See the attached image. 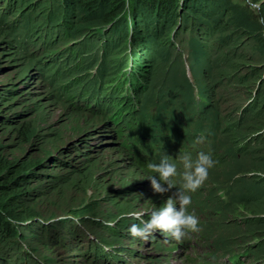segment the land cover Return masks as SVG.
<instances>
[{
    "label": "rangeland",
    "instance_id": "obj_1",
    "mask_svg": "<svg viewBox=\"0 0 264 264\" xmlns=\"http://www.w3.org/2000/svg\"><path fill=\"white\" fill-rule=\"evenodd\" d=\"M224 1L215 33L189 30V22L174 36L175 27L160 32L162 46L149 50L138 78L142 91L114 122L105 116L113 106L76 97L117 80L131 94L132 80H120L126 51L120 61L116 54L125 44L115 47L125 38L102 54L93 36L109 23L45 48L36 37L20 44L26 16L40 13L16 5L0 17V160L11 165L8 176L33 164L21 185L26 215L14 241L0 240V264H264V0ZM83 36L78 68L75 55H53ZM227 47L238 55L233 68L225 66ZM91 74L94 85H81ZM199 152L215 161L188 207L200 230L181 241L159 231L132 237L130 227L176 191L154 192L148 165L167 155L180 188L179 157Z\"/></svg>",
    "mask_w": 264,
    "mask_h": 264
},
{
    "label": "trees",
    "instance_id": "obj_2",
    "mask_svg": "<svg viewBox=\"0 0 264 264\" xmlns=\"http://www.w3.org/2000/svg\"><path fill=\"white\" fill-rule=\"evenodd\" d=\"M40 0H0V17L11 8L20 5L15 12L25 8V13L36 12L40 13V19H34L26 16L28 20V27H26L21 34V43L26 42L28 38L36 37L37 45L41 43V47L48 48L53 40L63 41L74 37V35L80 36L82 29H90L88 27L92 25H99L109 23V26L105 28V31L94 33L93 36H100L101 41L99 43V49L102 54L107 53L113 44L122 36L125 40H121L124 45L122 49L116 54L118 55L122 51H126L125 62L121 65L124 72L121 74L120 80L124 82V79L128 82L132 80L131 94L121 87L119 81L113 82V84L105 85L103 88L97 85L98 92L94 90L89 91L88 88L79 92L77 98L83 102H89L97 104L98 102L104 104L109 110V114H105L106 118L110 120L113 117V122L118 121L120 115L124 112H128L133 100V94L142 91L141 80L146 61L150 60L148 55L149 50L156 47H161L162 44H157L158 39L163 35L160 34L164 28L174 30L171 32V36L187 22H189V30L192 28L196 32H200L203 35H209L213 30L219 29L220 17L218 16L226 4L224 0H128L129 4L125 7L124 0H45L39 4ZM54 2V4H50ZM218 9V10H216ZM35 15V14H34ZM33 15V16H34ZM13 16V15H12ZM160 17L161 20L156 18ZM38 18V17H37ZM176 18L178 19L176 21ZM198 19V20H197ZM41 20L45 21L44 24ZM210 20L212 24L211 29L208 28L204 21ZM156 25V26H155ZM159 27H158V26ZM143 29H141V27ZM123 30V31H122ZM153 32V33H152ZM164 32V31H163ZM97 34V35H96ZM160 34V35H159ZM86 36H83L80 40L73 43L70 48L64 47L61 52H55L53 55H75V62L77 60L75 68H78V51L75 47H83ZM230 36L221 37L217 41L218 48H222L226 44L225 41H230ZM166 39L163 38V40ZM34 39H31V42ZM68 42V40H67ZM66 43V42H65ZM64 44V43H63ZM164 44H167L166 41ZM36 45V46H37ZM262 45H260L261 47ZM95 49V48H94ZM93 49V50H94ZM228 53L232 56H226L224 62L228 68H233L234 60L238 58L237 53L233 47L226 48ZM89 54V53H88ZM116 55V56H117ZM114 56V57H116ZM119 56V55H118ZM48 57V56H47ZM54 57V56H53ZM53 57L46 58L52 60ZM78 57V58H77ZM70 59V58H69ZM119 61L123 59V56H119ZM252 65L253 68L255 69ZM58 72V71H57ZM253 72V71H252ZM56 73L55 75H58ZM256 74V73H255ZM82 75V74H81ZM85 78L81 80V85L93 86L97 80L96 74H91L89 77L84 75ZM74 82L78 80V75L73 76ZM253 79L259 76L252 75ZM134 80H133V79ZM140 78L141 80H139ZM247 79H243L242 83L246 84ZM133 82H135L133 84ZM140 82V83H139ZM79 81H77V84ZM127 89V88H126ZM82 99H81V98ZM132 97V98H131ZM71 98V96H69ZM96 98V100H92ZM263 98V97H260ZM90 100V101H88ZM262 102V99L260 100ZM83 104L88 108L87 104ZM106 103V104H105ZM91 105L90 110H102L100 105ZM256 110V109H255ZM104 114H101V116ZM260 117V115H259ZM125 120L126 127L128 128L131 121ZM131 128H133L131 126ZM118 135H121L118 133ZM135 147V145H131ZM23 172L12 171L13 174L8 176L11 165L3 163L0 160V240L10 243L17 237V231L14 225L18 224L25 218L26 213L20 209L21 196L24 193V189L21 186L25 182V176L29 174L32 169L30 163L25 164ZM27 227V224L22 223ZM10 241V242H9ZM20 258V256H19Z\"/></svg>",
    "mask_w": 264,
    "mask_h": 264
},
{
    "label": "clouds",
    "instance_id": "obj_3",
    "mask_svg": "<svg viewBox=\"0 0 264 264\" xmlns=\"http://www.w3.org/2000/svg\"><path fill=\"white\" fill-rule=\"evenodd\" d=\"M179 159L183 167L181 173L183 183L180 188L176 187L173 180L178 173L177 166L169 161L167 155L162 156L159 163L148 165L155 173L147 178L154 192L164 194L174 188L176 191L172 192L162 207L151 211L147 221H141L142 226L133 224L130 227L129 232L132 237L147 240L159 231L165 236L181 241L190 233L200 230L198 217L189 213L188 207L192 203L191 194L203 186L215 161L204 152L197 153L195 159L190 153L181 155ZM134 215L139 218L141 214Z\"/></svg>",
    "mask_w": 264,
    "mask_h": 264
}]
</instances>
